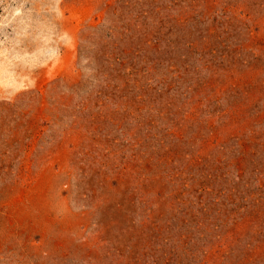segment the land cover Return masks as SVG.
I'll return each instance as SVG.
<instances>
[{"label":"rangeland","instance_id":"obj_1","mask_svg":"<svg viewBox=\"0 0 264 264\" xmlns=\"http://www.w3.org/2000/svg\"><path fill=\"white\" fill-rule=\"evenodd\" d=\"M1 70L0 264H264V0H0Z\"/></svg>","mask_w":264,"mask_h":264},{"label":"bare ground","instance_id":"obj_2","mask_svg":"<svg viewBox=\"0 0 264 264\" xmlns=\"http://www.w3.org/2000/svg\"><path fill=\"white\" fill-rule=\"evenodd\" d=\"M3 69V68H2ZM0 73H2V70H1V72ZM2 75V74H1Z\"/></svg>","mask_w":264,"mask_h":264}]
</instances>
